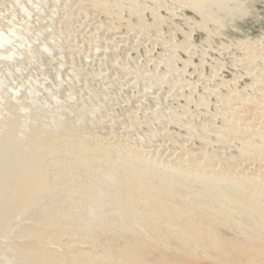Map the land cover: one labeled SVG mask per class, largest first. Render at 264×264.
Segmentation results:
<instances>
[{"label": "rangeland", "instance_id": "374dc122", "mask_svg": "<svg viewBox=\"0 0 264 264\" xmlns=\"http://www.w3.org/2000/svg\"><path fill=\"white\" fill-rule=\"evenodd\" d=\"M17 22L46 135L12 179L1 102L0 264H264V0H0Z\"/></svg>", "mask_w": 264, "mask_h": 264}, {"label": "bare ground", "instance_id": "6f19581e", "mask_svg": "<svg viewBox=\"0 0 264 264\" xmlns=\"http://www.w3.org/2000/svg\"><path fill=\"white\" fill-rule=\"evenodd\" d=\"M21 16L23 17V15H21ZM24 18H25V16H24ZM20 25H21V22H17L16 25H14L12 23L7 24V25L5 24V26H3V28H1V30H0V104L3 100L8 99L9 97L10 98L15 97L14 100H12V102H11V108L8 109V113L6 115L4 114L5 115V119L3 122L4 126L8 122V120L11 116L10 110L14 109L15 111L20 112L19 116L16 118V121H17L16 125L17 126H16V134H15V139L18 143L19 151H18L17 156H16L17 164L14 168L12 179L33 182L36 175H37L36 172L27 176L25 174V172H23V168L31 165L32 162H34V160L36 158L40 157V154L42 153L41 147H42V144L45 142L44 135H46V132H45L44 128L46 126V122L44 123L40 119V118L44 117V115H43L44 111L42 112L43 107L41 110L40 109L41 107L38 106V103H37L39 101L34 102V98L38 97L39 93L33 92L34 90H37L36 87H35L36 89L34 88V90H33V83L38 79L39 75L41 73H43L42 71L38 70L37 67H36L37 69L34 72V68L36 65L39 64V61H41L42 58H41V60L37 59L38 63H36V57L33 56V58H34L33 59L31 57V55H34V53H35V55H37V53L41 54L40 51H41V48L43 49L42 45H44V42L42 41L39 45H36V47L33 44H32L33 47L30 46V41H31L30 35L27 32V30H25V29L21 30ZM22 25H24V23ZM31 51H33L34 53L32 54ZM30 52H31V55H30ZM38 56L39 55H37V58H38ZM40 68H41V66H40ZM30 71H31V73H33L31 76L27 75V74H29L28 72H30ZM12 81H16L15 82L16 83V90L15 91L13 90V84L14 83ZM32 93L34 94V97L30 101L28 96H31ZM45 93H47V92H45ZM18 102H21V104L19 105ZM39 104H40V102H39ZM46 104H47V102H46ZM35 111H37V112L34 113ZM44 113H46V112H44ZM261 117H262V119L264 118L263 115ZM69 122H70V120H69ZM62 123H64V122H62ZM65 125L68 126L67 124H65ZM60 127H62V126H60ZM63 128H64V126H63ZM68 128H70V126ZM4 129L5 128H3V135L5 132ZM63 130H66V128ZM1 134H2V132H1ZM53 138H55V137H53ZM93 147L94 146H92V150L95 149V147L94 148ZM89 149H91V147ZM236 164H237V162H236ZM238 164H239V162H238ZM239 168H240V165H239ZM242 171H243V169H242ZM243 173L245 174V178L247 179L246 181H248V183L250 182V183H256V184H264V174L253 173L250 176L249 174H247L245 172H243ZM256 176H257V178H255ZM9 181H10L9 179L6 180V184H8V187L6 186L7 189L5 191V197H8L11 194V189H8V188H11L9 185ZM259 181H261V182H259ZM29 232L34 234V236H39L42 238L44 236L43 232H45V231H44L42 226L33 225L29 228ZM32 244H33V242H31V244L28 247H26L27 246L26 243H23V242L18 243V245L23 248V249H21V251L25 252L31 258V259H29L30 264H48V262L45 260V258L43 256L40 257V256L33 255L35 253V249L37 250V248H36V246L33 247ZM81 249L82 248L79 247V249H77L76 252H78V254L81 253ZM82 250H84V249H82ZM86 250L87 249H85V251ZM45 251L52 252L51 249H49L48 247L45 248ZM71 251H74V250H71ZM65 256H67V255H65ZM32 257H33V260L37 259V262H31V261H33ZM70 261H71V259L68 256L65 260V263L71 264Z\"/></svg>", "mask_w": 264, "mask_h": 264}]
</instances>
